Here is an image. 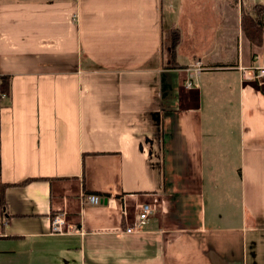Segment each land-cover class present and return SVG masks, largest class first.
<instances>
[{
	"label": "crops",
	"instance_id": "crops-1",
	"mask_svg": "<svg viewBox=\"0 0 264 264\" xmlns=\"http://www.w3.org/2000/svg\"><path fill=\"white\" fill-rule=\"evenodd\" d=\"M256 5L0 0V264H264V82L240 70L264 67Z\"/></svg>",
	"mask_w": 264,
	"mask_h": 264
},
{
	"label": "trees",
	"instance_id": "trees-1",
	"mask_svg": "<svg viewBox=\"0 0 264 264\" xmlns=\"http://www.w3.org/2000/svg\"><path fill=\"white\" fill-rule=\"evenodd\" d=\"M241 28L245 35V37L250 41V43L254 46L260 47L264 43V6L263 5H256L252 12H248L243 10L242 11V18H241ZM173 35V36H172ZM180 40V33L177 28H174L171 32L170 38V53H169V60L171 64L167 65L168 68L176 69L182 68L177 65V46ZM259 83V82H258ZM11 89H12V77L8 75L0 76V110L3 106V97L8 99L11 98ZM35 179H29L21 184H16L17 186H23L30 181ZM49 180V179H48ZM8 185L0 184V210L5 208V190ZM87 195H97L102 198H109V194H102V193H94V192H86Z\"/></svg>",
	"mask_w": 264,
	"mask_h": 264
},
{
	"label": "built area",
	"instance_id": "built-area-1",
	"mask_svg": "<svg viewBox=\"0 0 264 264\" xmlns=\"http://www.w3.org/2000/svg\"><path fill=\"white\" fill-rule=\"evenodd\" d=\"M246 0H240V2H245ZM243 73L246 74L245 80H255L256 82L262 83L264 82V67H257L254 68V70H246L241 68L240 69ZM193 86L192 81H188L186 83V87L190 88ZM88 201L92 205H99L102 203L101 197L97 195H89ZM153 214V208L149 204H144L140 210L139 214V221L140 225L144 226L147 224L148 220ZM73 231V227L68 224L65 217L63 215H56L52 218V224H51V232L53 234H59V235H65ZM136 228H131L128 230V232H135Z\"/></svg>",
	"mask_w": 264,
	"mask_h": 264
},
{
	"label": "rangeland",
	"instance_id": "rangeland-1",
	"mask_svg": "<svg viewBox=\"0 0 264 264\" xmlns=\"http://www.w3.org/2000/svg\"><path fill=\"white\" fill-rule=\"evenodd\" d=\"M243 5V4H242ZM165 48H164V52H165V54H166V57H167V64L169 65V64H171V61L169 60V53H170V38H171V32H170V30H169V28H165ZM173 36V35H172ZM199 66H201V64H198V66L197 67H199ZM6 97H3V99H5Z\"/></svg>",
	"mask_w": 264,
	"mask_h": 264
}]
</instances>
